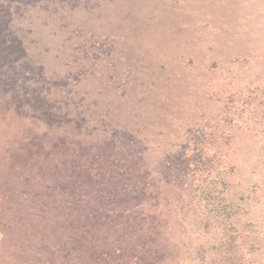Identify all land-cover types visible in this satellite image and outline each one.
Here are the masks:
<instances>
[{"label": "rangeland", "instance_id": "obj_1", "mask_svg": "<svg viewBox=\"0 0 264 264\" xmlns=\"http://www.w3.org/2000/svg\"><path fill=\"white\" fill-rule=\"evenodd\" d=\"M77 213L154 227L147 264H264V0H0V223Z\"/></svg>", "mask_w": 264, "mask_h": 264}, {"label": "trees", "instance_id": "obj_2", "mask_svg": "<svg viewBox=\"0 0 264 264\" xmlns=\"http://www.w3.org/2000/svg\"><path fill=\"white\" fill-rule=\"evenodd\" d=\"M222 152V148L213 150L195 141L165 154L167 166L182 171L189 181L185 187L189 206L195 200L192 191H202L199 197L203 201L210 199L200 184H205L204 174L212 170L215 160L220 161ZM77 215L55 224L30 220L0 223V264H147V259L166 250L165 240L154 227L141 226L132 232L135 226L128 222L122 234L108 239L96 225H89L87 215Z\"/></svg>", "mask_w": 264, "mask_h": 264}]
</instances>
